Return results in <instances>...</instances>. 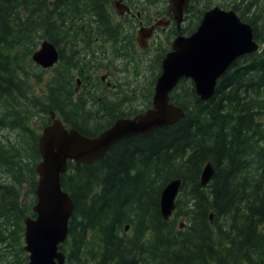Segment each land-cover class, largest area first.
<instances>
[{
    "label": "trees",
    "instance_id": "16d2710c",
    "mask_svg": "<svg viewBox=\"0 0 264 264\" xmlns=\"http://www.w3.org/2000/svg\"><path fill=\"white\" fill-rule=\"evenodd\" d=\"M216 1L203 0L204 10ZM109 2L0 0V264L28 261L24 217L35 216L38 127L61 100L75 117L101 118L96 96L74 99V77L88 64L79 28L96 22L103 33ZM218 3L252 25L260 51L239 57L208 101L191 82L173 95L185 110L180 121L124 138L93 164L69 161L62 187L75 208L60 246L66 264H264V0ZM44 39L61 57L47 79L53 101L48 89L33 91L43 70L32 54ZM68 122L88 136L108 128ZM209 161L215 173L203 186ZM174 178L182 187L166 220L160 198Z\"/></svg>",
    "mask_w": 264,
    "mask_h": 264
},
{
    "label": "water",
    "instance_id": "95a60500",
    "mask_svg": "<svg viewBox=\"0 0 264 264\" xmlns=\"http://www.w3.org/2000/svg\"><path fill=\"white\" fill-rule=\"evenodd\" d=\"M120 2L118 0L119 6H123ZM187 2L171 0L179 23ZM151 33L152 28L139 30L140 43L147 42ZM258 49L252 25L242 21L235 10H224L217 5L204 14L192 35H178L173 41V50L164 58L163 70L156 83L154 107L132 119H119L114 126L94 137L86 136L74 127L67 128L53 113V122L43 129L39 138L42 159L36 166L39 174L38 200L33 206L36 217L25 216L24 248L29 253L28 264L66 262V253L60 245L68 238L69 220L75 204L69 193L63 190L61 178L68 170L69 161L93 164L117 141L179 121L185 111L169 101L170 92L181 78L190 77L201 100H209L216 92L219 78L234 61ZM58 57L56 46L48 40H44L33 54V60L43 67L53 66ZM213 176L214 168L208 162L201 173V184L208 185ZM181 185L180 178L172 179L162 191L160 207L166 220L176 209ZM125 230H129V225Z\"/></svg>",
    "mask_w": 264,
    "mask_h": 264
},
{
    "label": "flooded vegetation",
    "instance_id": "af4514ba",
    "mask_svg": "<svg viewBox=\"0 0 264 264\" xmlns=\"http://www.w3.org/2000/svg\"><path fill=\"white\" fill-rule=\"evenodd\" d=\"M120 4L123 6H119L118 0H110L107 7L108 16L111 14L107 20L110 25L107 22L104 24L103 33L101 28L96 29V22L79 28L78 37L83 44L84 59L89 65L75 71L78 76L74 81L73 97L76 100L79 92L84 96H96L98 103L94 109L98 110L96 116L101 118L85 121L75 117L70 114L65 101L61 100L57 117L68 127L72 126L68 119L74 118L79 123H98L109 128L121 118H133L153 107L155 82L161 73L163 59L173 49L174 39L178 35L193 34L206 11L203 0H188L179 23L176 12L171 8V0H121ZM142 28L153 29L151 37L144 41L145 47L140 45L138 36ZM52 69L50 74L54 73ZM42 89V92L48 89V99L53 101V90L47 81ZM52 122L51 116L49 123H42V129L36 123L35 126L42 131Z\"/></svg>",
    "mask_w": 264,
    "mask_h": 264
},
{
    "label": "rangeland",
    "instance_id": "374dc122",
    "mask_svg": "<svg viewBox=\"0 0 264 264\" xmlns=\"http://www.w3.org/2000/svg\"><path fill=\"white\" fill-rule=\"evenodd\" d=\"M221 2L222 0H217L216 2ZM85 64L82 66L83 68H85ZM49 77V73H46V72H43L42 73V81H37V80H35L34 82H33V91H34V93L35 94H39V93H41L42 91H43V89L42 88H44L45 87V81H46V79ZM139 95H141L140 93H139ZM98 110H96V111H94V113L95 112H97ZM35 124V123H34ZM37 131V130H36ZM25 264H28V263H25Z\"/></svg>",
    "mask_w": 264,
    "mask_h": 264
},
{
    "label": "bare ground",
    "instance_id": "6f19581e",
    "mask_svg": "<svg viewBox=\"0 0 264 264\" xmlns=\"http://www.w3.org/2000/svg\"><path fill=\"white\" fill-rule=\"evenodd\" d=\"M154 4H155V3H154ZM201 4H202V3H201ZM147 5H148V4H147ZM171 8L173 9L172 6H171ZM173 10H174V9H173ZM174 11H175V10H174ZM117 25H118V24H117ZM108 26H109V25H108ZM115 27H116V26H115ZM90 29H91V28H90ZM114 30H115V29H114ZM123 30H124V29H123ZM78 32H79V31H78ZM81 33H82V32H81ZM118 33H119V32H118ZM94 34H95V33H94ZM96 34H97V33H96ZM74 35H75V34H74ZM139 37H140V35H139ZM131 39H132V38H131ZM119 40H120V39H119ZM139 40H141V39H139ZM93 41H94V40H93ZM96 41H97V40H96ZM108 42H109V41H108ZM121 44H122V43H121ZM118 45H119V44H118ZM96 46H97V45H96ZM102 46H103V44H102ZM110 46H112V45H110ZM116 46H117V45H116ZM119 46H122V45H119ZM124 46H125V45H124ZM97 47H99V46H97ZM117 47H118V46H117ZM112 48H114V46H113ZM68 49H69V48H68ZM116 49H117V48H116ZM116 49H115V50H116ZM120 50H121V49H120ZM124 50H125V49H124ZM116 51H117V50H116ZM59 52H60V51H59ZM126 52H127V51H126ZM66 53H67V52H66ZM79 53H81V52H79ZM128 53H129V52H128ZM81 54H82V53H81ZM92 54H93V52H92ZM119 54H120V53H119ZM73 55H74V54H73ZM96 56H97V55H96ZM81 57H82V56H81ZM91 57H93V56H91ZM240 57H241V56H240ZM129 58H130V57H129ZM238 58H239V57H238ZM238 58H237V59H238ZM79 59H80V58H79ZM92 59H93V58H92ZM237 59H236V60H237ZM236 60H235V61H236ZM93 61H94V60H93ZM66 65H67V64H66ZM82 65H83V64H82ZM82 65H81V66H82ZM85 65H86V64H85ZM88 65H89V64H88ZM88 65H87V66H88ZM90 66H93V65L91 64ZM94 66H95V65H94ZM70 67H71V66H70ZM85 67H86V66H85ZM79 68H80V67H79ZM86 69H87V68H86ZM68 70H69V69H68ZM86 73H87V72H86ZM60 76H61V75H60ZM57 78H58V77H57ZM64 78H65V77H64ZM69 78H70V77H69ZM58 79H59V78H58ZM59 81H60V79H59ZM96 81H97V80H96ZM96 81H95V82H96ZM63 83H64V82H63ZM65 83H66V82H65ZM96 85H97V84H96ZM90 88H91V87H90ZM93 89H94V88H93ZM91 91H92V90H91ZM88 93H89V92H88ZM131 94H132V93H131ZM134 94H135V93H134ZM134 94H133V95H134ZM136 94H138V93H136ZM86 95H87V94H86ZM99 95H100V94H99ZM131 96H132V95H131ZM134 96H135V95H134ZM86 97H87V96H86ZM82 98H83V97H82ZM84 98H85V97H84ZM89 98H90V97H89ZM61 99H62V98H61ZM116 99H117V98H116ZM58 100H59V99H58ZM110 103H111V101H110ZM116 103H117V102H116ZM85 104H86V103H85ZM109 105H110V104H109ZM111 105H112V104H111ZM82 107H83V106H82ZM103 108H105V107H103ZM109 108H110V107H109ZM150 108H151V107H150ZM105 109H106V108H105ZM112 109H113V108H112ZM103 111H104V109H103ZM97 112H98V111H97ZM53 113H55V116L58 115V113H57L55 110H51V111H50V117L52 116ZM104 113H105V112H104ZM98 114H99V113H98ZM91 115H92V114H91ZM107 115H108V114H107ZM114 115H115V114H114ZM114 115H113V116H114ZM81 116H82V115H81ZM88 116H89V115H88ZM77 117H78V116H77ZM108 117H109V116H108ZM108 117H107V118H108ZM90 119H91V118H90ZM81 120H82V119H81ZM84 120H85V119H84ZM108 120H111V119H108ZM92 121H93V120H92ZM96 121H97V120H96ZM90 122H91V121H90ZM86 123H87V122H86ZM92 125H93V124H92ZM86 126H87V124H86ZM97 126H98V125H97ZM92 127H93V126H92ZM95 127H96V125H95ZM98 128H99V127H98ZM100 128H101V127H100ZM18 138H19V137H18ZM5 142H6V141H5ZM8 240H9V239H8Z\"/></svg>",
    "mask_w": 264,
    "mask_h": 264
}]
</instances>
